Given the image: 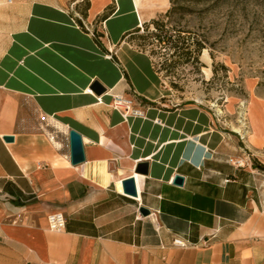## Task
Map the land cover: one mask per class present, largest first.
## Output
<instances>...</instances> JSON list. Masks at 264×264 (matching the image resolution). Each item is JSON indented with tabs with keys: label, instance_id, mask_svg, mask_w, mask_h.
<instances>
[{
	"label": "crops",
	"instance_id": "0c3cea01",
	"mask_svg": "<svg viewBox=\"0 0 264 264\" xmlns=\"http://www.w3.org/2000/svg\"><path fill=\"white\" fill-rule=\"evenodd\" d=\"M168 6L0 0V91L9 96L0 110V264H264V173H210L208 117L168 99L135 39ZM94 81L103 93L93 92ZM115 93L134 98L143 114L112 108ZM21 100L62 126L60 147L17 129ZM70 128L82 136L77 165ZM251 136L249 146H259ZM140 162L146 174L135 172ZM177 173L181 186L172 183ZM129 176L136 196L123 192ZM54 211L65 216L61 231L47 227ZM175 236L186 246H174Z\"/></svg>",
	"mask_w": 264,
	"mask_h": 264
},
{
	"label": "rangeland",
	"instance_id": "374dc122",
	"mask_svg": "<svg viewBox=\"0 0 264 264\" xmlns=\"http://www.w3.org/2000/svg\"><path fill=\"white\" fill-rule=\"evenodd\" d=\"M167 9L158 16L163 28L150 25L146 32L145 49L168 99L199 106L208 117L213 144L205 161L210 173L235 167L264 173L253 164H264V0H169ZM170 39H184V56L193 51L197 61L179 57ZM8 100L0 91V110ZM18 105L17 129L45 138L50 133L62 142L30 103L21 100ZM251 130L258 134L259 146H249L255 138Z\"/></svg>",
	"mask_w": 264,
	"mask_h": 264
},
{
	"label": "water",
	"instance_id": "95a60500",
	"mask_svg": "<svg viewBox=\"0 0 264 264\" xmlns=\"http://www.w3.org/2000/svg\"><path fill=\"white\" fill-rule=\"evenodd\" d=\"M90 88L96 94H101L105 91V88L98 82L94 81ZM1 139L6 142H13L14 136L12 134H3L1 135ZM68 149H69V159L72 165H77L82 163L85 160L83 142L81 134L73 128L68 130ZM148 170L147 162H140L135 167V172L140 174H146ZM184 177L180 174H175L173 177L172 183L178 186L183 184ZM123 192L132 196L137 195L136 191V183L134 176H129L122 181ZM139 211L142 215H148L149 210L145 207H140Z\"/></svg>",
	"mask_w": 264,
	"mask_h": 264
},
{
	"label": "built area",
	"instance_id": "2783aa9c",
	"mask_svg": "<svg viewBox=\"0 0 264 264\" xmlns=\"http://www.w3.org/2000/svg\"><path fill=\"white\" fill-rule=\"evenodd\" d=\"M7 1L10 2L11 0H7ZM110 105L114 109L124 111V113L122 114L123 116H125L128 113L130 115H135V116H141L143 114L142 109L140 108L139 105L135 103L134 98H132L131 96H125L124 94L121 93H115L112 95V100ZM65 135H66L67 144H69L68 133H66ZM46 220H47V227L51 231L63 230L66 221L65 216L61 211H54L49 213L46 217ZM172 244L174 246L185 247L187 243L184 239L175 236L172 239Z\"/></svg>",
	"mask_w": 264,
	"mask_h": 264
},
{
	"label": "trees",
	"instance_id": "16d2710c",
	"mask_svg": "<svg viewBox=\"0 0 264 264\" xmlns=\"http://www.w3.org/2000/svg\"><path fill=\"white\" fill-rule=\"evenodd\" d=\"M168 11L169 10L167 9L166 12H168ZM150 25H153L155 30L162 29L164 26L159 21L158 18L152 19L149 23H145L144 24V31L135 36V39L137 40L139 46H141L142 48H145L147 37H148L146 32H148ZM154 36H155L154 37L155 39L161 40V37L158 33H155ZM170 42L172 43L171 45L175 49V51L178 53V55H180L179 57H184V60H186V62L190 61V60H192L191 62L197 61V56L195 53H193V51H189V53H188L189 55L187 57L184 56L186 54V52H188V49H186V48H188V44L184 39H173V40L170 39ZM184 49H185V52H183ZM253 164H254L255 168H258L264 172V164L263 163H258L257 161H254Z\"/></svg>",
	"mask_w": 264,
	"mask_h": 264
},
{
	"label": "bare ground",
	"instance_id": "6f19581e",
	"mask_svg": "<svg viewBox=\"0 0 264 264\" xmlns=\"http://www.w3.org/2000/svg\"><path fill=\"white\" fill-rule=\"evenodd\" d=\"M142 25V24H141ZM57 125V127L59 128V129H62V126H60L59 124H56ZM56 127V128H57ZM57 128V129H58ZM66 131V130H65ZM48 136H49V139H50V141L52 142V143H54V145H57V146H59L60 147V144H59V142L55 139V136L53 135V134H48Z\"/></svg>",
	"mask_w": 264,
	"mask_h": 264
}]
</instances>
